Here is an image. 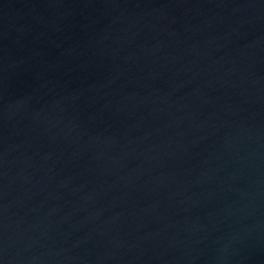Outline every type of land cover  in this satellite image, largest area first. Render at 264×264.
Returning a JSON list of instances; mask_svg holds the SVG:
<instances>
[{"label": "water", "instance_id": "water-1", "mask_svg": "<svg viewBox=\"0 0 264 264\" xmlns=\"http://www.w3.org/2000/svg\"><path fill=\"white\" fill-rule=\"evenodd\" d=\"M0 264H264V0H0Z\"/></svg>", "mask_w": 264, "mask_h": 264}]
</instances>
